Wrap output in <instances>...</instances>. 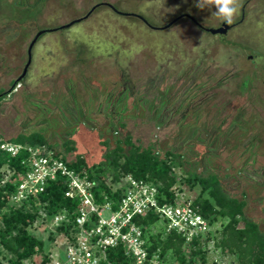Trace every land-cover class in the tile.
<instances>
[{
  "label": "rangeland",
  "instance_id": "374dc122",
  "mask_svg": "<svg viewBox=\"0 0 264 264\" xmlns=\"http://www.w3.org/2000/svg\"><path fill=\"white\" fill-rule=\"evenodd\" d=\"M35 1L25 0L23 9ZM17 2L0 0V89L5 91L22 74L28 46L38 30L82 17L99 2L139 13L155 26L183 13L194 15L205 27L222 24L211 18L214 6L201 10L195 6L197 0H44L38 14L35 9L21 12L24 22L14 18ZM242 2L234 20L241 22L224 35L212 34L188 17L169 28L154 29L108 5L70 27L45 32L34 45L22 83L0 101V135L7 139L40 130L59 150L72 138L76 149L66 154L67 161L84 154L98 163L104 153L101 131L110 132L112 120L122 121L116 111L110 120L108 101L117 104L125 87L128 97L122 101L130 106L131 117L125 118L128 125L117 135L132 134L147 144L156 131L158 147L188 153L191 170L206 172L211 165L225 173L232 165L228 187L239 195L248 191L247 213L262 220L264 229V174L252 172L253 177L247 178L238 171L250 154L241 158L244 147L264 157V0ZM188 112L186 123L181 124ZM204 151L212 154L211 159ZM261 166L256 165L259 172ZM177 173L174 189L191 201L198 191L182 182L181 169ZM45 229L39 226L35 232L47 239ZM219 229V223L213 225L215 235ZM207 247V264H227L234 257L215 248L213 240Z\"/></svg>",
  "mask_w": 264,
  "mask_h": 264
},
{
  "label": "trees",
  "instance_id": "16d2710c",
  "mask_svg": "<svg viewBox=\"0 0 264 264\" xmlns=\"http://www.w3.org/2000/svg\"><path fill=\"white\" fill-rule=\"evenodd\" d=\"M17 1L16 5L18 7L13 8L16 13L14 18L19 17L20 21L24 22L25 19L21 12L28 14L30 9L37 11L44 0H36L34 5H30L25 9L22 7L25 5L22 3L25 0ZM38 12H40V9L37 14ZM21 83L22 80L15 79L12 81L10 90L0 89V101L10 95L13 89ZM122 94V96H117V104L113 105L108 101V104H111L112 107V110L108 112L110 120L116 114L120 116L122 121L117 124L112 120L110 126L112 130L110 132L101 131L100 145L104 148L102 159L98 163H92L84 154H78L75 161L69 162L70 166L76 170H87L89 177L97 183L95 188L97 199L102 200L101 193L104 191L111 198L119 201L123 195L124 186L119 187L114 192L113 185L118 186L123 177L131 175L136 179H144L156 185L161 192L160 200L162 203L174 202L177 196L174 187L179 181L177 169H181L184 175L181 177L182 182L190 189L198 191L195 198L191 200V205L211 224L219 223L218 235H215L216 231L213 230L206 239L195 238L193 242L187 244L185 237L176 231H172L166 237H163L160 233L156 237L151 236L154 241L152 249L159 245L163 257H166L167 260L168 256L173 259L176 258L182 264L186 263L187 255H190L191 264H196L200 260L206 261L207 245L213 240L215 248H219L222 253L234 256L229 264H264L262 220H257L247 213L250 205L248 191L243 190L239 195L228 187L226 179L232 176L228 170L233 166L228 165L225 173H221L219 169L211 165H208V171L206 172L191 170L187 168V165L191 163L187 158L188 153L175 151L171 146L164 151L158 147L159 140L154 139L158 133L156 131H153L147 144H144L141 139L135 138L132 134L117 135L121 129L126 128L128 125L125 118L131 117L127 114L130 106H124L122 101L125 96L128 97V90L125 87ZM142 102L144 103L145 100H142ZM115 105L117 110L113 108ZM131 106L133 108L137 107L136 104ZM161 106L163 108L166 106V99L162 100ZM113 111H116V113L113 114ZM186 114L190 113L182 115L181 124L186 123L188 119ZM3 141L7 140L0 139V144ZM9 141L31 146L45 145L49 150L64 159H66L67 153L76 149L75 141L68 138L63 142V149L59 150L52 144L47 133L40 130L19 133L11 137ZM208 151H204V155L211 159L212 154H208ZM243 152L241 158L248 152L250 154L244 162L246 165L238 170L239 173L247 178L253 177L249 174L252 172L264 174V164H262L264 157L247 146L244 147ZM23 157V152L19 156L12 157L0 148V264H40L38 260L41 257H43V263L48 262L50 260V250L54 246L57 236L67 234L71 227V223L63 222L56 230L52 231L48 227L49 223L55 215L65 209H68L69 214L72 216L74 208L77 206L75 199L66 196L67 185L64 184L62 179L52 180L47 184L44 192L25 200L22 205L13 203L11 196L16 192L17 183L7 181L5 173L8 167L24 171L26 165L22 164ZM226 162L230 164L232 161L229 159ZM257 164L262 165L261 172L256 167ZM246 166L253 168L248 169ZM260 185H262L261 181H257L259 188ZM261 203L264 209V196ZM158 220V215L153 212L136 218V222L144 230L146 226L155 225ZM44 225L46 226L45 231L48 232L47 239L35 232L37 227H43ZM109 256L113 264H134L131 261L132 259L125 255L122 246L110 250Z\"/></svg>",
  "mask_w": 264,
  "mask_h": 264
},
{
  "label": "built area",
  "instance_id": "2783aa9c",
  "mask_svg": "<svg viewBox=\"0 0 264 264\" xmlns=\"http://www.w3.org/2000/svg\"><path fill=\"white\" fill-rule=\"evenodd\" d=\"M0 148L12 157L24 153V171L8 167L5 173L7 181L17 183L16 192L11 196L13 203L22 205L25 200L44 192L49 182L59 179L67 185L66 196L76 200L72 216L65 209L49 223L52 231L63 222L71 223V227L67 234L57 236L50 250V260L43 263L41 257L40 264H113L110 250L119 246L134 264H182L176 258L168 256L167 260L163 257L159 245L152 249L154 241L151 236L161 233L166 237L176 231L188 244L195 238L206 239L213 231V224L183 196L176 194L174 202L162 203L161 192L152 182L126 175L118 186L113 185L114 192L124 186L119 201L104 191L102 200H98L95 193L97 183L89 177L87 170L72 168L69 161L45 145L3 141ZM149 212L157 214L159 220L144 230L136 218ZM205 260L196 264H207V256ZM184 264H191L190 255Z\"/></svg>",
  "mask_w": 264,
  "mask_h": 264
},
{
  "label": "water",
  "instance_id": "95a60500",
  "mask_svg": "<svg viewBox=\"0 0 264 264\" xmlns=\"http://www.w3.org/2000/svg\"><path fill=\"white\" fill-rule=\"evenodd\" d=\"M101 5H108L110 6L112 9H114L117 13L119 14H122V15H125V16H136L140 19H142L144 22H146L150 27L154 28V29H166V28H169L171 27L174 23H176L178 20L184 18V17H188L190 18L192 21H194L199 27L205 29L206 31L212 33V34H215V35H218V34H226L229 29L232 27V25H227L226 23H222L221 26L219 27H205L203 26L199 21L198 19L190 14V13H183V14H180L178 15L177 17H175L174 19H172L170 22H168L167 24L163 25V26H155L153 24H151L147 18H145L143 15L139 14V13H136V12H126V11H121L119 9L116 8L115 5H113L112 3H109V2H99L97 3L96 5H94L89 11L88 13H86L84 16L82 17H79V18H76L64 25H61L57 28H53V29H40L38 30V32L36 33V35L33 37V39L31 40L29 46H28V59H27V62L25 64V67L23 69V72L22 74L18 77V81H21L26 75H27V72H28V69L31 65V62H32V50L34 48V45L36 44V42L38 41L39 37L44 34L45 32L47 31H53V30H57V29H62V28H66V27H70L72 26L73 24L77 23V22H80L82 21L83 19H86L88 18L92 12L99 6Z\"/></svg>",
  "mask_w": 264,
  "mask_h": 264
},
{
  "label": "clouds",
  "instance_id": "9594fccd",
  "mask_svg": "<svg viewBox=\"0 0 264 264\" xmlns=\"http://www.w3.org/2000/svg\"><path fill=\"white\" fill-rule=\"evenodd\" d=\"M195 6L201 10H210L214 6L216 11L212 12L211 18L215 17L222 23L232 25L243 7V2L242 0H197Z\"/></svg>",
  "mask_w": 264,
  "mask_h": 264
},
{
  "label": "crops",
  "instance_id": "0c3cea01",
  "mask_svg": "<svg viewBox=\"0 0 264 264\" xmlns=\"http://www.w3.org/2000/svg\"><path fill=\"white\" fill-rule=\"evenodd\" d=\"M3 136H4V135H0V139H4V140L9 141L10 138H7V139H6V138H4ZM12 142H13V141H12Z\"/></svg>",
  "mask_w": 264,
  "mask_h": 264
},
{
  "label": "flooded vegetation",
  "instance_id": "af4514ba",
  "mask_svg": "<svg viewBox=\"0 0 264 264\" xmlns=\"http://www.w3.org/2000/svg\"><path fill=\"white\" fill-rule=\"evenodd\" d=\"M239 22H241V20H240V21H238V22H235V23H233V24H232V27H233L235 24L239 23Z\"/></svg>",
  "mask_w": 264,
  "mask_h": 264
}]
</instances>
